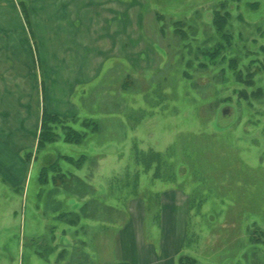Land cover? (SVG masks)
Returning a JSON list of instances; mask_svg holds the SVG:
<instances>
[{
  "label": "rangeland",
  "instance_id": "1",
  "mask_svg": "<svg viewBox=\"0 0 264 264\" xmlns=\"http://www.w3.org/2000/svg\"><path fill=\"white\" fill-rule=\"evenodd\" d=\"M95 3L0 0V264H264V0H104L96 70Z\"/></svg>",
  "mask_w": 264,
  "mask_h": 264
},
{
  "label": "crops",
  "instance_id": "2",
  "mask_svg": "<svg viewBox=\"0 0 264 264\" xmlns=\"http://www.w3.org/2000/svg\"><path fill=\"white\" fill-rule=\"evenodd\" d=\"M72 1H83V0H70V3ZM85 1V0H84ZM88 1V0H86ZM96 3H95V6L93 7H77V9L75 10V8L71 7V12L73 13V11L75 10L76 13L77 11L79 12V14L81 15V17L78 19L79 20V23H78V26H84V28L82 27V29H80L78 31V27L77 26V19L75 17V21H73L71 18H68V20L66 19V15H64V13L61 15L60 19H57V20H53L52 24H61L60 26H58L57 28V31L62 34L65 33L68 31L67 28L65 29L64 25H66L67 23H71V26H74L75 29H73L74 33H79L78 35V38L75 42H77V46H76V43H74V52L73 54L78 57V56H86V57H90L91 59V65L92 67H96L95 70L99 67H101V64H99L98 66L94 65L95 61L93 60V58H104V38H99L98 36L100 35L101 37H103L102 35H104V30L103 32H101L100 34H96L95 30L93 28H91V26H99V25H102L104 26V11H101V10H104V0H95ZM78 4V3H77ZM79 6V5H77ZM100 9H99V8ZM80 8V9H78ZM97 11L100 12L101 15H98L97 14ZM103 15V16H102ZM39 21V19H37ZM38 21H36V23H39ZM45 19H42V23L44 22L45 23ZM7 23L11 24V22L7 21ZM6 23V24H7ZM76 23V24H75ZM89 27L91 28L89 30ZM82 30L85 32H82ZM9 31H11V29L9 30V27L6 28V30L3 31V38L4 40L1 39L0 37V57H4V58H9V57H12V56H22V52H20L17 48L18 46H20L19 44H15V48H14V43H13V36L11 34H9ZM90 31V32H89ZM76 38V36H75ZM16 39V38H15ZM82 40L84 41V47L82 49L79 41ZM94 40L98 41L99 43L97 44L96 42H93ZM15 41H18L15 40ZM19 42V41H18ZM21 50V49H20ZM80 50V51H79ZM81 50L85 51V52H82L81 53ZM80 53H79V52ZM2 60V58L0 59V61ZM93 60V61H92ZM2 65V64H0ZM92 67H90V70L89 72L92 70ZM6 68L10 69V67L6 65V67H4V71L3 70H0L2 73H4V78L3 81L1 80L0 82V90H2V94L5 98H7V94L9 95L10 93L6 90V89H9L11 87V80H10V76L9 74L6 72ZM94 70V73H96ZM92 78V77H91ZM7 81V82H6ZM1 93H0V97H1ZM0 100H4V98H0ZM6 100V99H5ZM2 102V101H1ZM2 104H5L2 108H5L7 103H1V106ZM140 201V200H138ZM139 208V207H138ZM140 211V210H139ZM143 212H136V213H133L131 215V218H132V222L134 221L133 219H136V218H139L140 215H142ZM162 214V224L163 226L160 228L161 230H164V218L168 219V217L170 218H173V216L175 214H177L176 217H180L181 219V228H182V225L183 227L185 226V219H186V214L187 212H161ZM185 228V227H184ZM184 228L182 229V231L184 230ZM181 230V229H180ZM163 244H161V247H159L158 249L161 251V249H163ZM172 256V255H171Z\"/></svg>",
  "mask_w": 264,
  "mask_h": 264
},
{
  "label": "trees",
  "instance_id": "3",
  "mask_svg": "<svg viewBox=\"0 0 264 264\" xmlns=\"http://www.w3.org/2000/svg\"><path fill=\"white\" fill-rule=\"evenodd\" d=\"M213 18H214L213 23H214V26L216 27V29L217 30L223 29V24L225 23V21H227V14H220L219 12H215ZM206 53H208V55L213 57V55L215 54V50L213 52H206ZM53 118L56 120L59 119L58 117H55L52 114L50 115L46 112H43L42 119H41V131H40L39 139H38V146L47 139H50V140L53 139L52 136H50V135H53V133H54V131L50 125L51 119H53ZM84 122L87 123L88 120L86 118L82 119L81 123H84ZM56 124H57V122H56ZM56 124H55V126H56ZM66 127H67L66 129H68V130L65 131L64 138L67 141H78L79 138L81 137V132L74 130V128H72L69 125H67ZM61 156L63 157L64 160H68L70 162H72V161L77 162L76 160L74 161L70 156H64V155H61ZM156 163H158V162H156ZM57 165H58V160L56 159L50 165L40 168L41 174H43L44 171H46L48 169H55Z\"/></svg>",
  "mask_w": 264,
  "mask_h": 264
}]
</instances>
